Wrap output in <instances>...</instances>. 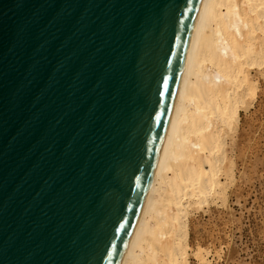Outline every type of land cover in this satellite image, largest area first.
<instances>
[{
  "label": "water",
  "instance_id": "obj_1",
  "mask_svg": "<svg viewBox=\"0 0 264 264\" xmlns=\"http://www.w3.org/2000/svg\"><path fill=\"white\" fill-rule=\"evenodd\" d=\"M203 0H0V264H120Z\"/></svg>",
  "mask_w": 264,
  "mask_h": 264
},
{
  "label": "bare ground",
  "instance_id": "obj_2",
  "mask_svg": "<svg viewBox=\"0 0 264 264\" xmlns=\"http://www.w3.org/2000/svg\"><path fill=\"white\" fill-rule=\"evenodd\" d=\"M264 92V0H203L154 176L120 264H208L189 216L223 203L242 113Z\"/></svg>",
  "mask_w": 264,
  "mask_h": 264
},
{
  "label": "rangeland",
  "instance_id": "obj_3",
  "mask_svg": "<svg viewBox=\"0 0 264 264\" xmlns=\"http://www.w3.org/2000/svg\"><path fill=\"white\" fill-rule=\"evenodd\" d=\"M258 96L241 115L228 198L189 216L190 243L213 251L208 264H264V92Z\"/></svg>",
  "mask_w": 264,
  "mask_h": 264
}]
</instances>
